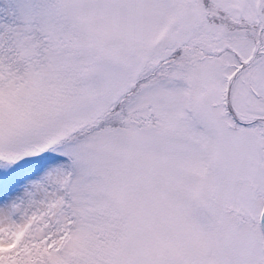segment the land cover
<instances>
[{"label": "snow or ice", "instance_id": "snow-or-ice-1", "mask_svg": "<svg viewBox=\"0 0 264 264\" xmlns=\"http://www.w3.org/2000/svg\"><path fill=\"white\" fill-rule=\"evenodd\" d=\"M0 264H264V0H0Z\"/></svg>", "mask_w": 264, "mask_h": 264}]
</instances>
